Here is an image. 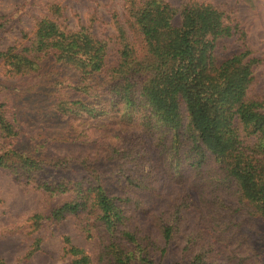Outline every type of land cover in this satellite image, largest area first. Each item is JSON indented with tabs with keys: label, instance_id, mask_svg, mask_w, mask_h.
Returning a JSON list of instances; mask_svg holds the SVG:
<instances>
[{
	"label": "trees",
	"instance_id": "obj_1",
	"mask_svg": "<svg viewBox=\"0 0 264 264\" xmlns=\"http://www.w3.org/2000/svg\"><path fill=\"white\" fill-rule=\"evenodd\" d=\"M120 2L108 39L51 4L0 50L14 89L48 98L28 135L0 100V168L43 192L34 226L73 215L95 239L91 256L65 236L69 264H264V95L247 94L261 58L209 2Z\"/></svg>",
	"mask_w": 264,
	"mask_h": 264
},
{
	"label": "rangeland",
	"instance_id": "obj_2",
	"mask_svg": "<svg viewBox=\"0 0 264 264\" xmlns=\"http://www.w3.org/2000/svg\"><path fill=\"white\" fill-rule=\"evenodd\" d=\"M166 1L177 6L184 0ZM203 1L222 10L227 22L237 23L244 31L247 47L261 58L253 68L254 78L247 94L249 97L264 95V0ZM51 4L61 6V14L57 20L67 29L83 25L97 38L108 39L114 33L111 14L121 2L0 0V50L7 47L19 49L27 44L37 20L50 14L48 8ZM174 23H179V18ZM111 44L108 41L109 58L115 52ZM237 50L238 42L233 37L220 40L215 48L218 59ZM20 84V81L6 73L0 60V100L7 98L8 114H18L24 134L28 135L38 125L39 119L35 114L44 113L48 98L43 93V86L33 92L18 93L14 87ZM28 144L30 143H26V146ZM44 202L43 192L30 184L16 181L9 172L0 168V264H69L70 256L63 247L65 236L73 245L83 248L91 256L96 253L97 242L86 238L73 215L57 220H44L34 226L29 217L43 211Z\"/></svg>",
	"mask_w": 264,
	"mask_h": 264
}]
</instances>
